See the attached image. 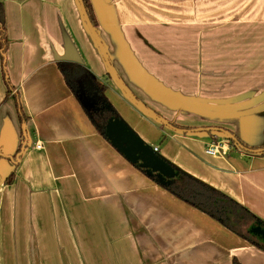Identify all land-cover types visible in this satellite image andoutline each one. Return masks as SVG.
Listing matches in <instances>:
<instances>
[{"label":"crops","instance_id":"obj_1","mask_svg":"<svg viewBox=\"0 0 264 264\" xmlns=\"http://www.w3.org/2000/svg\"><path fill=\"white\" fill-rule=\"evenodd\" d=\"M0 0L8 46L0 61V264H264V252L179 201L128 163L93 127L57 64L106 86L121 120L178 171L264 224V156L205 150L225 130L264 147V0ZM18 96L26 119L15 107ZM22 136V137H21ZM40 144L37 150L35 145ZM5 150L3 152V150ZM19 150V151H18Z\"/></svg>","mask_w":264,"mask_h":264},{"label":"trees","instance_id":"obj_2","mask_svg":"<svg viewBox=\"0 0 264 264\" xmlns=\"http://www.w3.org/2000/svg\"><path fill=\"white\" fill-rule=\"evenodd\" d=\"M79 2L81 8L84 9L87 18L95 29L96 23L89 1L79 0ZM7 46L8 40L5 29L4 8L0 3V61L3 80L6 87V95H9L12 92V86L6 79L4 65ZM57 68L67 87L83 109L85 115L97 133L108 142L105 137L107 123L111 119L121 120V118L105 97L106 86L100 83L86 69L78 64L60 62L57 64ZM13 97L18 118L21 123H24L26 119L21 111L18 96L14 95ZM167 123L176 130L184 131L185 133L191 131L189 128L177 126L172 122ZM215 131L219 133L228 132L219 129ZM228 133L232 137H225L229 142V148L239 150L249 156H264V147H249L243 144L235 135L230 132ZM134 167L149 178L154 184L167 191L179 201L203 213L210 219L219 223L229 232L248 241L264 252V240H259L258 236L253 235L250 232L253 227H260L264 230V224L233 199L173 167L172 168L177 173V176L174 178H164L159 174L150 172L149 170L139 169L137 166ZM14 178L15 172L12 171L4 180H1L0 178V183L3 182L5 185H11ZM234 264L238 263L234 262Z\"/></svg>","mask_w":264,"mask_h":264},{"label":"water","instance_id":"obj_3","mask_svg":"<svg viewBox=\"0 0 264 264\" xmlns=\"http://www.w3.org/2000/svg\"><path fill=\"white\" fill-rule=\"evenodd\" d=\"M84 20L101 52L103 60L109 70L110 75L117 82L124 94L143 112L160 122L163 126L174 129L171 125L165 122L163 119L158 117L155 113L150 111L147 107L142 105L125 87L121 82L117 74L111 67L109 60L105 54V51L101 45L99 37L87 18L84 9H82ZM179 131V130H176ZM192 132V131H191ZM225 137L232 138L228 132H221ZM23 143L21 145L19 153L13 158L9 155H5L0 152V159L9 160L13 165H16L20 161L25 146L27 144V136L24 127H22ZM105 137L111 146L121 154L124 159L133 166H137L139 169L149 170L152 173L159 174L164 178H174L177 173L174 169L163 161L157 153H155L149 146L145 145L144 142L122 121L119 119H111L105 128ZM251 234L261 237L264 240V230L260 227H253L250 230Z\"/></svg>","mask_w":264,"mask_h":264},{"label":"built area","instance_id":"obj_4","mask_svg":"<svg viewBox=\"0 0 264 264\" xmlns=\"http://www.w3.org/2000/svg\"><path fill=\"white\" fill-rule=\"evenodd\" d=\"M35 148L39 150L41 149V145L37 144ZM225 148L227 150L229 149V142L226 139L218 140L205 150V154L210 156H221L225 154ZM153 151L157 153L158 149L154 148Z\"/></svg>","mask_w":264,"mask_h":264},{"label":"rangeland","instance_id":"obj_5","mask_svg":"<svg viewBox=\"0 0 264 264\" xmlns=\"http://www.w3.org/2000/svg\"><path fill=\"white\" fill-rule=\"evenodd\" d=\"M224 139H226V138L224 137ZM1 149H2V148H1ZM3 149H4V148H3ZM3 149H2V150H3ZM4 151H5V150H3V152H4ZM258 238H259V240H260V239L263 240V239H262L261 237H259V236H258Z\"/></svg>","mask_w":264,"mask_h":264}]
</instances>
